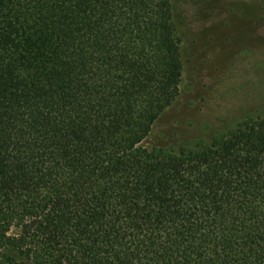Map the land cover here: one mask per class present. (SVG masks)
Segmentation results:
<instances>
[{"label": "trees", "instance_id": "1", "mask_svg": "<svg viewBox=\"0 0 264 264\" xmlns=\"http://www.w3.org/2000/svg\"><path fill=\"white\" fill-rule=\"evenodd\" d=\"M180 45L171 0H0V264H264V118L146 146Z\"/></svg>", "mask_w": 264, "mask_h": 264}, {"label": "rangeland", "instance_id": "2", "mask_svg": "<svg viewBox=\"0 0 264 264\" xmlns=\"http://www.w3.org/2000/svg\"><path fill=\"white\" fill-rule=\"evenodd\" d=\"M181 45L179 96L148 148L209 145L247 119L264 118V0H171Z\"/></svg>", "mask_w": 264, "mask_h": 264}]
</instances>
